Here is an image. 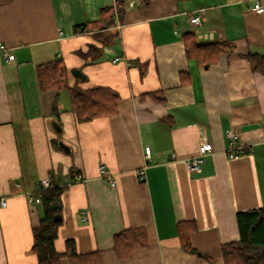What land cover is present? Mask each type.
<instances>
[{"label": "crops", "instance_id": "1", "mask_svg": "<svg viewBox=\"0 0 264 264\" xmlns=\"http://www.w3.org/2000/svg\"><path fill=\"white\" fill-rule=\"evenodd\" d=\"M256 1L264 5L128 0L118 35L105 44L75 29L98 21L117 0H0V44L15 56L0 51V199L7 201L0 205V264H38L33 230L43 203L29 198L48 176L64 187L57 251L73 240L77 253L99 252V264H224L222 245L240 238L237 213L264 207V74L247 58L264 53ZM201 9L202 23L193 26L190 16ZM187 31L233 49L199 65L186 55ZM58 58L69 86L116 91L117 113L79 122L69 90L43 91L37 68ZM231 128L247 150L237 157L226 151ZM204 140L214 150L201 172H190L184 159ZM186 221L197 223L190 241L202 255L182 246L178 226ZM136 227L147 229L149 243L119 257L115 235Z\"/></svg>", "mask_w": 264, "mask_h": 264}, {"label": "trees", "instance_id": "2", "mask_svg": "<svg viewBox=\"0 0 264 264\" xmlns=\"http://www.w3.org/2000/svg\"><path fill=\"white\" fill-rule=\"evenodd\" d=\"M127 2L128 0H117L115 7L102 10L101 18L98 21L78 26L75 29L76 32H95V37L103 43H112L118 35L114 29L116 19L126 13ZM183 38L188 59L202 66L217 62L224 53L233 49V45L225 41L200 42L193 31L185 32ZM92 50L99 52V48L94 45L89 48V51ZM247 58L253 70L264 74V53L249 52ZM37 74L43 91H57V94L63 90L70 91L71 109L79 122L91 121L98 117L117 113L120 95L105 87L82 89L77 84L69 86L68 70L62 58L39 65ZM56 105L55 101L54 111ZM63 191V186L54 183L52 187L42 190L40 193L43 216L39 225L33 230V251L37 255L38 264H61L63 257H67L70 264H99V252L77 253L73 240L67 241L65 252H59L55 248L61 220L56 221L54 217L61 212ZM35 196H39V194L36 193ZM237 222L240 238L222 245L224 264H264V207L238 212ZM197 228L195 221L181 222L178 232L183 248L200 253L193 248L190 241L191 234ZM148 243L149 236L146 228H130L115 235L114 250L119 257L128 258L136 249L145 247Z\"/></svg>", "mask_w": 264, "mask_h": 264}, {"label": "built area", "instance_id": "3", "mask_svg": "<svg viewBox=\"0 0 264 264\" xmlns=\"http://www.w3.org/2000/svg\"><path fill=\"white\" fill-rule=\"evenodd\" d=\"M253 9L259 13H262L264 12V5L260 1H256ZM204 15H205L204 9L198 10V12L195 15L190 16L189 21L193 26H199L202 23ZM0 51L3 52L4 57L8 60L14 59L15 57L14 54L8 51L5 44H0ZM226 135L228 138V147L226 151L229 157H237L243 154L246 149L240 140L239 133L233 128H231L226 131ZM213 150H214L213 144L209 141L204 140L202 144L200 145L198 154L184 159L188 170L190 172H201L202 164L204 163L205 157L208 154H211ZM151 153H152V148L150 146H146L145 147V159L147 162H150L151 160ZM138 173H139L140 180L141 181L144 180L145 174H146L145 167L140 169ZM100 174H101V177L105 178L110 183L111 186L115 187L117 185L114 174L105 165L100 166ZM73 175L79 177L78 173L76 172H73ZM52 186H53V182L51 180V177L48 176L42 179L37 186L36 193H38L39 196H31L29 198V202L32 204L41 203L42 201H41L40 193L42 192V190L48 189ZM6 204H7L6 199L1 198L0 205L4 207L6 206ZM84 221H87L86 212L84 214Z\"/></svg>", "mask_w": 264, "mask_h": 264}, {"label": "water", "instance_id": "4", "mask_svg": "<svg viewBox=\"0 0 264 264\" xmlns=\"http://www.w3.org/2000/svg\"><path fill=\"white\" fill-rule=\"evenodd\" d=\"M60 218H61V216H60L59 214H57V215L54 217V219H55L56 221H59Z\"/></svg>", "mask_w": 264, "mask_h": 264}]
</instances>
